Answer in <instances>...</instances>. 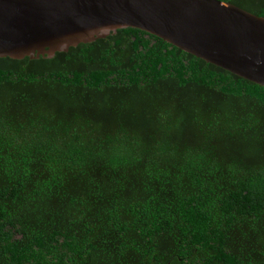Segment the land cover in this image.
I'll use <instances>...</instances> for the list:
<instances>
[{
	"label": "trees",
	"instance_id": "trees-1",
	"mask_svg": "<svg viewBox=\"0 0 264 264\" xmlns=\"http://www.w3.org/2000/svg\"><path fill=\"white\" fill-rule=\"evenodd\" d=\"M194 252L264 264V86L134 27L0 56V264Z\"/></svg>",
	"mask_w": 264,
	"mask_h": 264
},
{
	"label": "water",
	"instance_id": "water-1",
	"mask_svg": "<svg viewBox=\"0 0 264 264\" xmlns=\"http://www.w3.org/2000/svg\"><path fill=\"white\" fill-rule=\"evenodd\" d=\"M121 27L264 86V15L225 0H0V56H50Z\"/></svg>",
	"mask_w": 264,
	"mask_h": 264
},
{
	"label": "flooded vegetation",
	"instance_id": "flooded-vegetation-1",
	"mask_svg": "<svg viewBox=\"0 0 264 264\" xmlns=\"http://www.w3.org/2000/svg\"><path fill=\"white\" fill-rule=\"evenodd\" d=\"M174 256H176V258H179L176 255V253L172 252L170 257H174ZM189 256H190V260H191V262L189 264H202L203 263V259L199 254L194 252V253L190 254ZM181 262H183V261H181ZM183 263H185V262H183ZM185 264H187V262Z\"/></svg>",
	"mask_w": 264,
	"mask_h": 264
}]
</instances>
